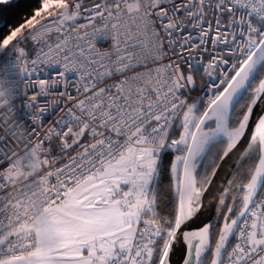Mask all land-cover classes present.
I'll return each mask as SVG.
<instances>
[{"label":"snow or ice","instance_id":"6c2138e0","mask_svg":"<svg viewBox=\"0 0 264 264\" xmlns=\"http://www.w3.org/2000/svg\"><path fill=\"white\" fill-rule=\"evenodd\" d=\"M241 6L243 30L236 32ZM189 27L200 32L195 49ZM99 33L113 41L110 51L93 43ZM28 39L42 44L30 61L33 72L38 62L62 65L58 77L78 74L79 95L59 94L70 102L66 115L43 135L36 126L43 108L19 136L13 121L0 120V264H264V0H38L25 23L0 34V54L23 61L20 45ZM206 42L223 43L236 63L212 82L215 128L197 136L191 129L205 123L195 115L204 102L193 93L203 75L186 73L181 61ZM220 63L230 61L213 57L196 71L211 79ZM19 71L30 74L18 63H0V97ZM241 93L246 102L233 122L229 109L237 96L245 99ZM181 116L184 134L173 139ZM221 136L226 147L213 155ZM165 148L181 155L171 164L175 187L170 179L163 190ZM232 155L227 188L210 191ZM209 196L221 209L222 228L204 218Z\"/></svg>","mask_w":264,"mask_h":264},{"label":"built area","instance_id":"2783aa9c","mask_svg":"<svg viewBox=\"0 0 264 264\" xmlns=\"http://www.w3.org/2000/svg\"><path fill=\"white\" fill-rule=\"evenodd\" d=\"M94 2L95 0H85L87 6H91V4ZM245 2H247V0H239L240 5H243ZM177 7H180L179 2L177 3ZM248 11H251V8H249ZM243 14L244 8L241 6L235 13V20L239 25L235 28L236 32L243 30V24L241 23V17ZM80 22L84 23L86 21L81 20ZM227 30L229 32L233 31L231 28ZM189 31L191 32L192 45L195 49L196 44L198 43L200 32L198 29H192L191 27H189ZM188 34L189 32L183 33L184 36H187ZM50 35L53 38L58 37V33L55 30H53ZM215 36L216 33L213 32V40H215ZM65 39L70 41L71 37L65 35ZM205 39L206 41L208 40L207 37ZM229 39L231 38L229 37ZM28 40L31 41V45L28 46L24 42L20 45V47L25 49V58L23 61H18L16 56L12 53H8L6 55L2 54L0 56V63L8 61H11L14 64L18 63L21 68H27L30 73L29 75H25L23 71H19L17 75L10 77L9 79L15 81V83L3 97H0V104H2V106H0V112L4 113V115L0 117V120L13 121L12 127L16 128L17 136H19V132L22 128L31 129L33 127V113H36L40 108L45 109V111L39 117V119L36 120V126L39 128V134L43 135L44 131L55 125L58 120H61V118L66 115V109L70 102L64 96L59 94L67 92L74 95H79L76 93V86L79 85L78 74L68 70L66 72V76L58 77V72L65 71L62 65L55 66L54 64H50L48 62H45L44 64H40L38 62L37 70L33 72L30 61L32 59H36L42 44L35 43L31 39ZM93 43L99 50L102 51H110L113 45V41L104 33L96 34L94 36ZM237 43H242V41H237ZM230 47L233 49V51H235V44H231ZM205 49H207V51H205ZM45 51H47V49H45ZM178 51L180 50L178 49ZM184 56L186 57L187 63L181 61L182 68L186 73L190 74H193L195 70L200 68L207 69L208 64L211 63V58L213 57L217 59L218 63L220 57H227L229 59L230 63L228 65L220 63L219 69L213 74L211 79H209L207 75L201 73L205 82L201 87H199V90H196V92L193 93V95H195L198 99H203L207 110H211L212 106H210L209 102L213 99L212 82L216 81L217 84L219 83L222 70L224 68L230 69L231 64L236 63V56H234L232 52H229L228 47H225L223 43L213 44L210 42H206L192 56H189L188 52L185 51ZM228 74L231 75V72ZM40 79H44L49 82V84L46 85L44 89H42L38 84ZM52 81H58L59 87L53 85ZM2 87L3 80L0 78V88ZM42 92L43 94H41ZM33 95L36 96L35 101H31V97ZM3 100H7V103H2ZM9 109H11V111H9ZM182 119V116L176 119V122L171 129L172 138L177 124L181 122ZM61 127H63V124H61ZM168 150L176 151L175 148H165L163 152ZM177 153L180 154V152ZM5 163L6 161L0 160V166H3ZM4 171L6 172L7 170L5 169ZM0 200H3L2 195H0ZM3 218L4 214L0 213V219ZM229 243L234 244V241L231 237Z\"/></svg>","mask_w":264,"mask_h":264},{"label":"trees","instance_id":"16d2710c","mask_svg":"<svg viewBox=\"0 0 264 264\" xmlns=\"http://www.w3.org/2000/svg\"><path fill=\"white\" fill-rule=\"evenodd\" d=\"M37 2L38 0H11L9 4H0V34H8L10 29L14 27H18L21 23H25L26 20L30 18V14L34 13V10L36 9V6H37ZM27 31L28 30L25 29V32ZM24 43L28 46L31 45L30 40H26L24 41ZM1 55L2 54H0V56ZM193 74L197 76H201V73L197 72L196 70L193 72ZM204 82H205L204 78L197 80V90H199V87H201L204 84ZM246 95L247 94L244 95L245 99H241L239 103L236 105V107L234 108L235 111H233L231 115L233 122L237 119V114L241 110V106L246 102ZM206 111H207V108L204 105L202 108H200L198 112H196L199 116V119H201V117L203 116V113ZM180 123L181 122L177 124L174 130L173 139H180V136H182L184 129L180 127ZM213 124L214 122H211L209 125L213 126ZM221 139H226V138H221ZM219 140H217V147L213 148L212 150L213 155L216 153V151L220 147H226V145L225 146L219 145L218 143ZM162 155L164 158V165L166 166V170H162L161 175L159 177V182H160L161 188L163 190H166L170 179L173 184V188L175 187L174 177L171 176V164L174 163L175 157L178 155V153L173 150H168V151L163 152ZM258 161H259L258 159L255 160L256 166L258 164ZM210 162H211V155L209 156L207 160L203 161V166L198 168V171L201 173V175H203L205 169L207 168ZM218 162L219 161H217V164ZM249 163H251V161H249ZM247 166L248 165L246 164L245 167ZM254 173H255V170L253 169L252 174ZM208 178H210V176ZM231 195L233 197H236L237 195L242 197L244 193L232 192ZM226 203L230 207L232 206L231 200H226ZM220 212H221V209L218 206L216 210V214L213 219V226L219 225L222 228L223 221L218 219ZM227 214H228L227 212L224 213V215H227Z\"/></svg>","mask_w":264,"mask_h":264},{"label":"water","instance_id":"95a60500","mask_svg":"<svg viewBox=\"0 0 264 264\" xmlns=\"http://www.w3.org/2000/svg\"><path fill=\"white\" fill-rule=\"evenodd\" d=\"M241 95H245V93H241ZM237 101L241 100V96H237L236 97ZM238 103H236L235 101L233 102V105L230 107L229 109V115L231 116L233 113V108L236 107ZM206 112L209 113V115L207 117H205L204 115L201 117L200 120H204L205 123L200 125V130L198 131L197 129H195V133L197 134V136L200 135V132H204V133H210L212 129L215 128V123L213 124V126H210L209 124L211 122H214V117L212 116V112L211 110H207ZM254 134L255 130H253ZM258 135V134H257ZM245 136H247V130L245 132ZM221 138H225V137H218L217 140L221 139ZM238 155V154H237ZM236 162V155H232L229 159H227L226 162H224L223 164H221V162L219 161L218 164H221L220 170L217 172V175L214 179H212V185L213 187L210 189V191L215 192L216 189L218 188H227V185L224 183L225 180L229 179L230 177L228 176V173L231 170V166L233 164H235ZM257 166H259V161ZM255 174V173H254ZM211 178V177H210ZM207 187V185H206ZM247 194L246 192L244 193V195ZM216 195H219V192H216ZM218 205L216 204V201L211 197H207L205 200V209L202 210L204 212V218L207 219L210 217L211 223L213 225V219L214 216L216 214V210H217ZM235 218V217H234ZM223 227V226H222ZM214 250V248H213Z\"/></svg>","mask_w":264,"mask_h":264},{"label":"rangeland","instance_id":"374dc122","mask_svg":"<svg viewBox=\"0 0 264 264\" xmlns=\"http://www.w3.org/2000/svg\"><path fill=\"white\" fill-rule=\"evenodd\" d=\"M195 115H196V117H197V121H199L200 119H199V116H198V114H197L196 112H195ZM195 129H196V128H192L191 131L194 132ZM183 134H184V130H183L182 135H183ZM179 155H181V153H180V154L178 153V156H179ZM97 199H99V197H97ZM18 264H23V262H18Z\"/></svg>","mask_w":264,"mask_h":264},{"label":"crops","instance_id":"0c3cea01","mask_svg":"<svg viewBox=\"0 0 264 264\" xmlns=\"http://www.w3.org/2000/svg\"><path fill=\"white\" fill-rule=\"evenodd\" d=\"M175 162V161H174Z\"/></svg>","mask_w":264,"mask_h":264},{"label":"flooded vegetation","instance_id":"af4514ba","mask_svg":"<svg viewBox=\"0 0 264 264\" xmlns=\"http://www.w3.org/2000/svg\"><path fill=\"white\" fill-rule=\"evenodd\" d=\"M228 215V214H227Z\"/></svg>","mask_w":264,"mask_h":264}]
</instances>
